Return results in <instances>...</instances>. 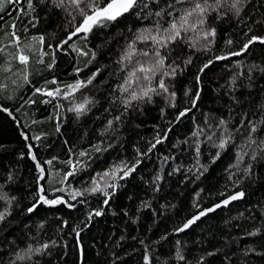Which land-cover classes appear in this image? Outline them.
Listing matches in <instances>:
<instances>
[{"label":"trees","instance_id":"16d2710c","mask_svg":"<svg viewBox=\"0 0 264 264\" xmlns=\"http://www.w3.org/2000/svg\"><path fill=\"white\" fill-rule=\"evenodd\" d=\"M197 2L138 0L69 39L82 16L67 0H0V264H264V43H249L264 37V0H240L239 12L221 0L202 29L158 49L163 71L175 75L138 73L122 91L131 71L157 59L153 42L137 36L163 32ZM134 41L135 54L122 61ZM93 76L65 99L66 85ZM148 86L156 88L150 98L125 103ZM86 99L83 113L69 110ZM122 163L135 170L103 176ZM94 181L107 198L85 191ZM40 187L67 203L39 202ZM238 192L240 201L176 231Z\"/></svg>","mask_w":264,"mask_h":264},{"label":"snow or ice","instance_id":"6c2138e0","mask_svg":"<svg viewBox=\"0 0 264 264\" xmlns=\"http://www.w3.org/2000/svg\"><path fill=\"white\" fill-rule=\"evenodd\" d=\"M14 2V0H13ZM55 2V0H54ZM240 3V0H234V3L231 5L232 8H235L237 12H239V8H237V4ZM67 4L71 7H73L79 15L82 16V21L81 23L75 28L74 32L70 34L69 39H71L72 36L77 35V34H86L90 33L94 27L102 25L104 22L107 21H115L118 17L124 15L125 13L129 12L133 7L138 6V0H107V3L104 4L103 6H100L99 0H67ZM81 4H84V7H81ZM58 6H65V0H60V3ZM31 7V4L29 5ZM221 7V0H215V5H210L208 4V0H203V4L197 2L194 4V7L192 10L187 11L186 13L182 14L179 19H173L172 22H170V25L167 29H165L163 32H160L159 29H157L156 34L153 35L151 30H146L145 32H142L139 36H137V40L140 42L147 43L149 40L153 42V44L156 46L155 50V57L157 58L155 61V64L152 66H144L143 64H140L138 67L135 68V70L131 71L128 76V80L125 82V85L122 86V91L124 92H129V89L132 87L134 83H137V81L141 78L137 74L140 73L142 74V78L145 80H151L152 77L157 73L161 72L163 75H175V68L171 69V72L163 71L164 69V64H165V58L161 56L159 52V48H166L168 47L169 44L175 43L176 41L184 40L185 37L182 36V33H187L189 31L196 32L198 29H202L203 25L206 23V16L208 14L209 8H212V10L218 11L219 8ZM87 9V10H85ZM0 10H2V7H0ZM157 15H160L157 13ZM195 17V19H192ZM15 35V33H13ZM203 36L205 39H207L208 36H215V30L211 31H206L203 32ZM19 40V37L16 38ZM43 40V38H40ZM257 40H259L261 43H264V37H255L253 36L250 40L249 43H254ZM67 41H65L66 43ZM231 43V41H229ZM248 45L246 44L244 46L245 49H247ZM135 54V41L133 42L132 45L129 46L127 52L123 55L122 61L124 60H131L133 55ZM143 55H147V53H142ZM232 55H240L239 52H234ZM19 60L22 63H27L28 57L20 55ZM217 59L223 60L227 59V56L221 55L217 57ZM191 61H187V63H190ZM210 63V62H209ZM204 67H208V64H205ZM203 69H201L202 71ZM95 77L93 76L90 78L86 83L84 81H77L74 84L66 85V88L68 89L67 94L65 95V99H67L69 96L73 95L74 92L80 90L83 87H86L88 84L92 83V79ZM135 78V79H134ZM158 88L162 89L164 92H167V86L164 83L163 79H160L158 81ZM36 91H41L40 89H36ZM156 92V88H153L151 86H148L146 88H141L140 92L137 93L135 90H133L130 93V99L126 100V104H131L132 101L142 99L144 97H149L150 98V93ZM59 95L60 94V89L57 88L55 90V93L52 91L46 92V95L48 96H53V95ZM174 93L172 94L173 99H174ZM199 98V94H197L195 99ZM195 99L193 100V104H195ZM90 101L87 99L80 104L75 105L74 108H70V111H75L78 114L83 113L86 110V106ZM174 106V105H173ZM185 115L184 111H181L179 116ZM179 118V117H178ZM224 122L221 121V124ZM251 131H255V126L251 128ZM197 133H194L196 135ZM27 139V137H25ZM38 139V137H37ZM157 143L160 142L158 139L156 141ZM227 139H224L220 142L218 145L219 148L223 149L226 144H227ZM155 145H153L154 147ZM31 147V146H29ZM245 155L247 153H244ZM80 155H84V153H80ZM35 159V156L33 155L32 157ZM255 157H253L254 159ZM241 159L243 157L241 156ZM47 163H51V161H48ZM71 163V161H69ZM135 164L128 166L127 164H121L116 166L115 168L103 173L104 177H111V179L115 180L117 178V174L123 173L122 176H120L121 179L124 177L128 176L132 171L135 170ZM73 169L75 170V165H73ZM41 172V178H43V173L44 169L40 168ZM67 175H72L71 172L67 173ZM93 187L90 189H86L85 191L91 192V193H96V192H101L106 198L109 196V193L104 189L101 188L98 184V182L94 181L93 182ZM106 187H115V184H106ZM83 192L76 193L75 195H83ZM75 195L73 198H75ZM244 193L239 192L231 197L225 199L222 203L224 205H227L230 201L232 200H237L241 197H243ZM38 196H39V202H42L47 205H56L58 203H67L66 201H63L62 199H54V200H49L46 198L44 195V188L40 187L38 191ZM105 203H107V199L105 200ZM71 207V205H69ZM221 205H215L213 208L206 209L204 211H200L196 216H194L192 219L187 220L181 227L177 228V232H182L190 225L195 223L196 220L200 219L201 216L206 215L208 212H212L215 210V208L220 207ZM36 205H33L32 208H29L28 211L31 212L35 209ZM96 215H101V212L97 211L95 213ZM3 216L0 215V219H2ZM256 233H251L250 235H255ZM78 235V233H77ZM48 244L42 245L40 248L35 249L36 253H41L42 250L47 249ZM33 252V249L29 248L28 253L26 255L29 256ZM20 260H23L25 256H18L17 257ZM178 258L183 259L182 256L179 255L178 253Z\"/></svg>","mask_w":264,"mask_h":264},{"label":"water","instance_id":"95a60500","mask_svg":"<svg viewBox=\"0 0 264 264\" xmlns=\"http://www.w3.org/2000/svg\"><path fill=\"white\" fill-rule=\"evenodd\" d=\"M77 35H79V34H77ZM77 35L72 36L71 39H74ZM238 193H239V192H238ZM234 194H236V193H234ZM234 194H232V195H234ZM232 195H230V196H228V197L222 199L221 201L215 203L214 205H211V206H209V207L203 208V209L199 210L197 213H195L190 219H192L194 216H196L200 211H204V210H206V209L213 208L215 205H218V204L221 205L220 207L215 208L214 211H212V212H208L206 215L201 216L200 219L196 220L195 223H193L192 225H190V227H188L187 229H190L191 227H193L194 225H196L200 220H202L203 218L207 217L208 215H210V214H212V213H214V212H216V211H218V210H220V209H222V208H227V207H229L230 205H232L233 203H235V202H237V201H240V200L243 198V197H241V198H239V199H237V200H232V201H230L227 205H224L222 202H223L225 199L231 197ZM190 219H189V220H190Z\"/></svg>","mask_w":264,"mask_h":264}]
</instances>
